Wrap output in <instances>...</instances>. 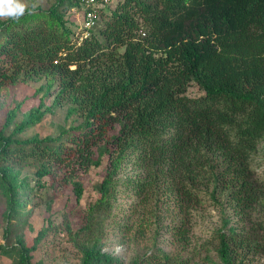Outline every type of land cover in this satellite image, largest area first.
<instances>
[{
    "label": "trees",
    "instance_id": "16d2710c",
    "mask_svg": "<svg viewBox=\"0 0 264 264\" xmlns=\"http://www.w3.org/2000/svg\"><path fill=\"white\" fill-rule=\"evenodd\" d=\"M94 11L88 30L82 0L0 20V86L43 81L39 106L10 133L20 105L0 125V187L9 206L21 189L16 166L37 165V181L64 165L103 166L97 199L73 238L80 264H124L101 243L120 186L154 213L155 225L176 212L168 229L182 250L191 241V210L205 201L222 216L207 242L220 264L264 255V169L252 166L254 155L264 158V0H113ZM191 84L203 96L187 97ZM47 97L79 122L55 137L22 138L51 111ZM126 163L135 176H122ZM70 183L78 203L82 185ZM159 237L156 230L153 240ZM33 249L20 245L18 264H29ZM11 252L0 245V256ZM189 260L155 247L127 264Z\"/></svg>",
    "mask_w": 264,
    "mask_h": 264
},
{
    "label": "rangeland",
    "instance_id": "374dc122",
    "mask_svg": "<svg viewBox=\"0 0 264 264\" xmlns=\"http://www.w3.org/2000/svg\"><path fill=\"white\" fill-rule=\"evenodd\" d=\"M54 1L18 0L24 5V10L29 8L46 10ZM70 14L73 20L80 24V16L73 11ZM6 19L8 18H0ZM42 84L43 81H22L15 85L0 86V125L7 113L20 105L16 110L17 118L14 124L10 125L5 133H10L24 115L39 106L42 94L34 96L36 89ZM203 94L196 84H191L186 92L189 98H197ZM52 101V97H47L43 101L45 107H50L51 111L38 125L20 135L22 138L35 135L40 138L55 137L62 128L79 122L76 116L66 119L67 107H52ZM252 166L261 174L264 169V158L261 153L253 156ZM36 170L37 165L32 162L15 167L17 184L21 189L18 190L13 207L9 206L10 201L0 187V245L12 250L10 254L0 256V264H18L20 245L34 248L29 255V264H80L81 254L73 238L84 225L89 207L97 199L96 187L103 178V166L84 170L78 165H64L56 168L54 177H44L39 181L35 176ZM122 173L123 177H133L137 170L131 163H126ZM63 175L69 180L68 183L60 181ZM70 180L82 185L83 196L78 203ZM118 192L113 212L104 224L101 241L103 251L115 255L124 264L137 255L149 256L155 247L172 256L177 255L180 259L190 258L191 264H220L215 252L207 249V242L209 239L212 240L222 224L219 210L207 205L205 201L201 207L192 208L191 241L187 248L182 250L181 246L174 242L175 238L168 229L177 224L176 212L170 213L171 210L166 212L164 222L155 225L154 213L150 214L148 207H141L129 187L120 186ZM163 208L166 209V204ZM225 212L230 217L229 226H236L238 220L232 216V209L226 207ZM156 230L160 231L161 237L154 241ZM241 264H264V255L251 252Z\"/></svg>",
    "mask_w": 264,
    "mask_h": 264
},
{
    "label": "built area",
    "instance_id": "2783aa9c",
    "mask_svg": "<svg viewBox=\"0 0 264 264\" xmlns=\"http://www.w3.org/2000/svg\"><path fill=\"white\" fill-rule=\"evenodd\" d=\"M85 3L86 10L83 21L82 27L84 30L90 29L97 20V14L95 13V8L102 7L106 5H111L113 0H82Z\"/></svg>",
    "mask_w": 264,
    "mask_h": 264
},
{
    "label": "clouds",
    "instance_id": "9594fccd",
    "mask_svg": "<svg viewBox=\"0 0 264 264\" xmlns=\"http://www.w3.org/2000/svg\"><path fill=\"white\" fill-rule=\"evenodd\" d=\"M24 12V5L18 0H0V18H18Z\"/></svg>",
    "mask_w": 264,
    "mask_h": 264
}]
</instances>
